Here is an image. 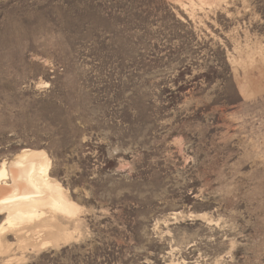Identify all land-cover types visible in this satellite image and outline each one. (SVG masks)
Segmentation results:
<instances>
[{
  "label": "rangeland",
  "instance_id": "1",
  "mask_svg": "<svg viewBox=\"0 0 264 264\" xmlns=\"http://www.w3.org/2000/svg\"><path fill=\"white\" fill-rule=\"evenodd\" d=\"M24 150L77 211L0 264H264V0H0V167Z\"/></svg>",
  "mask_w": 264,
  "mask_h": 264
},
{
  "label": "bare ground",
  "instance_id": "2",
  "mask_svg": "<svg viewBox=\"0 0 264 264\" xmlns=\"http://www.w3.org/2000/svg\"><path fill=\"white\" fill-rule=\"evenodd\" d=\"M46 152L24 150L0 167V234L7 229L28 225L46 217L48 212L73 215L77 207L60 184L49 175Z\"/></svg>",
  "mask_w": 264,
  "mask_h": 264
}]
</instances>
